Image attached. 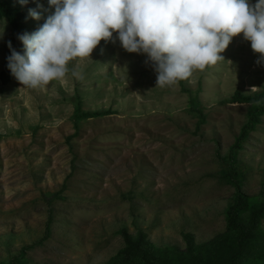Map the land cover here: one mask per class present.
Masks as SVG:
<instances>
[{"label":"rangeland","instance_id":"374dc122","mask_svg":"<svg viewBox=\"0 0 264 264\" xmlns=\"http://www.w3.org/2000/svg\"><path fill=\"white\" fill-rule=\"evenodd\" d=\"M0 1L40 14L26 26L42 25L53 10L47 0ZM0 31L1 73L11 34L5 20ZM220 55L161 88L145 55L101 40L89 58L70 62L66 76L46 87L22 86L12 75L0 79V262L42 240L49 217L50 235L27 252L26 264H105L123 246V227L131 234L142 229L157 247L179 249L182 234L203 243L222 233L233 188L221 170L247 110L230 99L236 90L263 89L264 64L240 34ZM191 98L204 115L199 125ZM77 102L84 111L110 114L81 120L75 129ZM236 158L242 192L261 198L264 115Z\"/></svg>","mask_w":264,"mask_h":264},{"label":"clouds","instance_id":"9594fccd","mask_svg":"<svg viewBox=\"0 0 264 264\" xmlns=\"http://www.w3.org/2000/svg\"><path fill=\"white\" fill-rule=\"evenodd\" d=\"M25 5L28 0H18ZM51 14L31 34H18L23 54L7 44L6 67L20 85L60 80L69 63L89 58L101 40L143 54L155 86H172L214 65L232 38L249 42L264 64V0H47ZM33 20L40 14L28 10ZM115 33V35H114ZM3 31H0L2 37ZM73 76L79 77L73 72Z\"/></svg>","mask_w":264,"mask_h":264},{"label":"trees","instance_id":"16d2710c","mask_svg":"<svg viewBox=\"0 0 264 264\" xmlns=\"http://www.w3.org/2000/svg\"><path fill=\"white\" fill-rule=\"evenodd\" d=\"M28 10L13 8L6 1H0V20H5L11 28L10 43L13 50L23 54V46L17 39L18 34H31L41 23L36 22L26 26L29 20ZM10 54V50L8 51ZM11 76L6 67L0 73L3 82ZM191 107L197 118V124L204 122L202 109L196 98H191ZM232 103L247 105L245 122L230 146L224 158L225 166L221 170V180L232 186L233 199L224 211L225 230L203 242L195 243L188 233L182 234L185 247H157L148 241L140 228L131 234L123 227L118 230L123 240V246L111 256L105 264H264V231L261 221L264 218V192L261 198L250 199L242 192L243 172L236 158L238 151L264 115V87L259 92L248 95L236 90L230 99ZM110 114L109 111H84L77 102L73 111L74 128L78 129L81 120ZM59 193L54 194L57 196ZM51 217L45 225L43 239L50 235ZM42 240L26 245L12 257L0 264H26V254Z\"/></svg>","mask_w":264,"mask_h":264}]
</instances>
